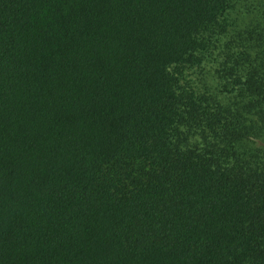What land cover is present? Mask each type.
<instances>
[{
  "label": "trees",
  "instance_id": "16d2710c",
  "mask_svg": "<svg viewBox=\"0 0 264 264\" xmlns=\"http://www.w3.org/2000/svg\"><path fill=\"white\" fill-rule=\"evenodd\" d=\"M0 264H264V0H0Z\"/></svg>",
  "mask_w": 264,
  "mask_h": 264
},
{
  "label": "rangeland",
  "instance_id": "374dc122",
  "mask_svg": "<svg viewBox=\"0 0 264 264\" xmlns=\"http://www.w3.org/2000/svg\"><path fill=\"white\" fill-rule=\"evenodd\" d=\"M205 68H206L205 71L203 69L201 70L198 69L196 72H192L191 70H186L185 75H186V79L188 80L187 84L190 83L194 84L195 86H197V88L202 90L203 81L207 78L208 73L211 71L210 65H207ZM208 79H209V75H208ZM209 83H211V79Z\"/></svg>",
  "mask_w": 264,
  "mask_h": 264
}]
</instances>
